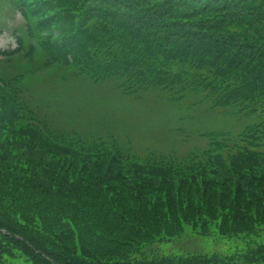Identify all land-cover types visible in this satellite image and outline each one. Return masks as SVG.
<instances>
[{"label": "trees", "instance_id": "obj_1", "mask_svg": "<svg viewBox=\"0 0 264 264\" xmlns=\"http://www.w3.org/2000/svg\"><path fill=\"white\" fill-rule=\"evenodd\" d=\"M7 1L1 10L27 22L15 53L31 71L87 69L122 90L197 94L238 120L262 118L264 0ZM16 65L0 76V264H264L263 243L228 241L225 256L143 254L187 229L221 240L264 230L263 118L244 126L227 158L220 134L208 133L200 153L137 162L73 148L50 131L51 110L23 116ZM33 95L41 109L53 103Z\"/></svg>", "mask_w": 264, "mask_h": 264}, {"label": "rangeland", "instance_id": "obj_2", "mask_svg": "<svg viewBox=\"0 0 264 264\" xmlns=\"http://www.w3.org/2000/svg\"><path fill=\"white\" fill-rule=\"evenodd\" d=\"M12 12L11 9L3 13L0 8V52L15 49L17 34H20V31L24 33L25 30L22 16L14 17ZM24 55V52L18 53L15 60H23ZM7 65L12 63L1 61L0 76L6 77L12 73V69L7 68ZM22 67H25V72H21L25 73V78L23 81L19 80L15 89L21 94L23 116L33 117L31 113L38 112L34 108L41 100L37 102L33 94H42V98L46 95L65 110L67 118H71L65 122L68 128L61 121L58 122V126L65 129L63 138L67 137L66 132L71 126L80 125L84 129V122L88 121L89 114L95 115L100 122L103 116H107L110 118L109 126L115 129L111 131L108 139L97 132H84L80 134L84 139L76 137L78 142L91 146L90 149L94 151L103 147L106 152L120 150L130 159L140 162L147 158L164 162L180 160L200 153L208 149V133L220 134L216 141L224 142V148L220 152L227 158L229 154L234 153L231 146L239 144L237 136L244 130V126H258L262 118L264 119V113L261 114L262 118L253 121L238 120L221 107L211 110L209 103L197 97V94L175 101L179 100L178 94H160L158 91L137 94L121 88L115 89V83L102 84L103 80L90 75L87 69L81 72L78 68L55 64L47 70L31 71L29 63ZM13 68L18 72L17 68ZM81 79L84 82L79 84ZM82 115L84 120H80ZM170 117L175 123L167 129L162 122ZM260 140L259 149L264 152V134ZM228 148L231 150H227ZM216 237L218 238L212 232L203 236L187 229L173 239L144 248L143 254L147 258L213 253L225 256L236 244L228 241L239 242L240 247L247 242L264 244V230L257 236L226 239L227 241L219 238L217 240Z\"/></svg>", "mask_w": 264, "mask_h": 264}]
</instances>
